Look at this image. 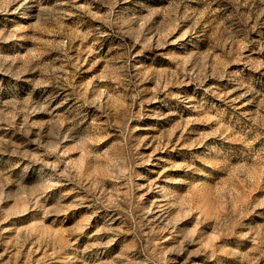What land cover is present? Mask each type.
<instances>
[{"label":"rangeland","instance_id":"obj_1","mask_svg":"<svg viewBox=\"0 0 264 264\" xmlns=\"http://www.w3.org/2000/svg\"><path fill=\"white\" fill-rule=\"evenodd\" d=\"M0 264H264V0H0Z\"/></svg>","mask_w":264,"mask_h":264}]
</instances>
